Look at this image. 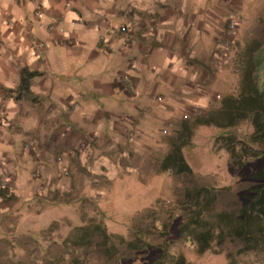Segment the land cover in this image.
<instances>
[{
  "label": "rangeland",
  "instance_id": "rangeland-1",
  "mask_svg": "<svg viewBox=\"0 0 264 264\" xmlns=\"http://www.w3.org/2000/svg\"><path fill=\"white\" fill-rule=\"evenodd\" d=\"M193 4L210 8L209 12L216 17L210 20L216 28L210 29L216 43L214 46L209 42L211 60L201 61L197 63L200 67L184 73L177 72L178 66L171 70L175 77L157 87L156 98L165 100L170 108L160 111L164 120L159 123L154 115L148 120L143 117L136 124L127 125L130 131L127 136L118 134L120 142L113 139L91 142L95 150L85 152L82 149L86 144L81 143L67 153H50L44 170L25 168L22 180L26 192L32 193L16 197L9 189L10 184L2 199L8 207L0 212V264H104L96 248L68 252L70 245H65V241L74 228L101 224L107 235L126 240L138 225L143 231L149 229L154 233L155 225L160 229L168 221L184 190L189 188L214 189L215 213L238 211L237 194L247 188L252 174L264 166V156L249 162L242 170L233 168L223 148L225 142L219 138L235 136L243 151H264V143L250 142L254 131L250 119L224 130L196 125L190 144L181 149L191 174L162 172L160 167L183 123L195 125L197 117L218 109L223 98L238 96L242 83L264 79V0H198ZM128 48L121 43L120 49L127 54ZM184 57L186 67L188 58L193 56L185 53ZM149 64L151 74H160L164 67L168 68L164 62ZM152 87L150 84L145 95L152 93ZM173 98L178 102L174 104ZM201 99L208 101L205 108L194 104ZM184 115L188 117L185 119ZM145 129L154 130L149 134L151 138L140 135ZM236 173L241 174L240 178L234 176ZM174 213L169 220V238L150 239L155 245L169 241L166 264H172V257L177 255H183L189 264H264V251L242 253L237 242L221 245L213 242L210 250L198 254L196 244L178 233L182 212ZM151 255L158 258L160 253L156 249ZM72 257L78 261L72 263Z\"/></svg>",
  "mask_w": 264,
  "mask_h": 264
},
{
  "label": "crops",
  "instance_id": "crops-1",
  "mask_svg": "<svg viewBox=\"0 0 264 264\" xmlns=\"http://www.w3.org/2000/svg\"><path fill=\"white\" fill-rule=\"evenodd\" d=\"M194 1L0 0V175L8 183L3 190L11 184L15 196H29L22 171L44 170L50 153H67L81 143L83 152L94 151L91 142H120L118 134L127 136V125L143 117L164 120L160 111L170 108L156 98L157 87L175 77V66L184 73L210 61L209 42L216 45L210 30L216 31L210 24L216 17ZM122 26L130 27L131 43L119 33ZM37 43L44 45L41 52L34 51ZM121 43L129 46L128 54ZM185 53L193 56L186 67ZM151 61L168 68L151 74ZM24 68L38 73L28 93L19 90ZM194 104L205 108L208 101ZM153 131L140 135L149 139ZM7 207L0 198V212Z\"/></svg>",
  "mask_w": 264,
  "mask_h": 264
},
{
  "label": "trees",
  "instance_id": "trees-1",
  "mask_svg": "<svg viewBox=\"0 0 264 264\" xmlns=\"http://www.w3.org/2000/svg\"><path fill=\"white\" fill-rule=\"evenodd\" d=\"M38 76L24 68L20 72L19 90L29 92L30 80ZM250 119L253 126L252 144L264 143V79L255 83L241 84L238 96H228L222 99L218 109L205 113L196 118L195 125L183 123L178 135L171 142V149L161 163L160 170H169L176 174H191V168L186 163L181 149L190 144L196 125H212L218 129H231ZM225 145L223 148L229 155V163L233 168L241 169L253 160L264 156V151L250 153L244 149L235 136L220 137ZM234 174V173H233ZM246 183L247 188L238 192L239 209L236 213L214 211L216 192L207 187H195L184 190L181 201L177 203L169 215L168 221L143 231L141 225L132 229L131 237L127 240L121 236L113 238L107 235L101 224L74 228L65 241L69 244L68 252H81L86 248H96L103 256L105 263L126 262L128 264H166L169 259V241L154 244L151 237L169 238L173 214L180 211L181 223L178 228L181 238L192 240L196 244L198 254L211 249L213 242L221 245L226 242H237L243 250L264 251V166L252 174ZM235 177L241 176L236 173ZM241 180V179H240ZM253 182V184H250ZM243 183V180H241ZM5 191L0 190V198H5ZM244 195V196H243ZM172 216V217H171ZM174 220V219H173ZM158 228V229H157ZM68 246V245H67ZM158 249V258L149 256L150 252ZM172 264H189L183 255L172 257ZM72 263L78 261L72 257ZM35 261V259H34ZM34 264V263H32Z\"/></svg>",
  "mask_w": 264,
  "mask_h": 264
},
{
  "label": "built area",
  "instance_id": "built-area-1",
  "mask_svg": "<svg viewBox=\"0 0 264 264\" xmlns=\"http://www.w3.org/2000/svg\"><path fill=\"white\" fill-rule=\"evenodd\" d=\"M119 33L122 35L125 43H131L133 41L130 27H128V26L120 27ZM43 46L44 45L42 43H37L34 51L41 52L43 49ZM158 100H161V98H159ZM187 117H188L187 115H184L185 119ZM58 161H60V158H58ZM6 185H7V179L5 177H3L2 175H0V190L4 189Z\"/></svg>",
  "mask_w": 264,
  "mask_h": 264
}]
</instances>
